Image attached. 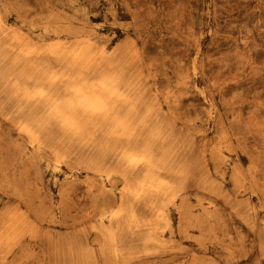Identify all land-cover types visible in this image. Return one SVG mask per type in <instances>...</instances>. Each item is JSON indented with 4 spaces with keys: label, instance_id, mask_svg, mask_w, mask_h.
I'll list each match as a JSON object with an SVG mask.
<instances>
[{
    "label": "rangeland",
    "instance_id": "374dc122",
    "mask_svg": "<svg viewBox=\"0 0 264 264\" xmlns=\"http://www.w3.org/2000/svg\"><path fill=\"white\" fill-rule=\"evenodd\" d=\"M109 81L151 166L108 119L69 126L70 88ZM162 163L184 178L156 217ZM74 240L86 264H264V0H0V264H76Z\"/></svg>",
    "mask_w": 264,
    "mask_h": 264
},
{
    "label": "bare ground",
    "instance_id": "6f19581e",
    "mask_svg": "<svg viewBox=\"0 0 264 264\" xmlns=\"http://www.w3.org/2000/svg\"><path fill=\"white\" fill-rule=\"evenodd\" d=\"M2 24V23H1ZM8 30V29H7ZM6 36V35H5ZM8 38V37H7ZM3 40V39H2ZM16 43V42H15ZM18 46V45H17ZM61 46V45H60ZM36 47V46H35ZM70 47V46H69ZM25 50V49H24ZM33 50V49H32ZM86 51V50H85ZM72 52L70 55H67L68 59L64 62L65 65L70 68L74 69L76 67L81 68L84 65L90 61L91 57L89 54H86V52ZM103 51V50H101ZM45 53V52H44ZM6 55V54H5ZM54 56V55H53ZM101 56V55H100ZM62 57V56H61ZM41 60V59H40ZM58 60V59H56ZM63 61V60H62ZM95 61V60H94ZM3 63V62H2ZM7 63V62H6ZM5 63V64H6ZM62 63V62H61ZM17 65V64H16ZM41 65V63H40ZM127 66V65H126ZM3 67V66H2ZM84 68V67H83ZM130 69V68H129ZM79 70V69H78ZM81 70V69H80ZM88 72V71H87ZM129 73V72H127ZM195 73V72H194ZM28 76V75H27ZM107 77V76H106ZM28 78V77H27ZM105 78V77H104ZM125 78V77H124ZM108 79V77H107ZM73 80V79H72ZM106 80V78L104 79ZM124 81V80H123ZM65 84V83H64ZM127 84V83H126ZM131 84V83H130ZM66 85V84H65ZM64 85V86H65ZM93 85V83L91 84ZM121 85V84H120ZM67 88V87H66ZM128 88V87H126ZM70 92H72L76 100L69 104H67V109L69 110H75L77 111L75 117H68V123L69 126L74 130L75 132H85L87 131L88 127L91 125L94 118L100 119H108L111 121V123L114 125L117 131H119L120 138H123L126 140L129 144L125 150V154L128 155V157L133 158L136 162L147 164L151 166L152 164V158L150 156L151 148L150 145L146 146L144 143H136L134 140L137 138L138 140V134L140 130H142L145 125L142 122V115H139L138 112L133 108L132 99L131 97L120 91L115 84L112 82H108L107 86H99V87H90L87 88L85 86L78 87L75 86L73 88H70ZM21 95V94H20ZM69 95V93H68ZM19 97V96H18ZM145 102V101H144ZM34 103V102H33ZM59 103V102H57ZM14 104V103H13ZM143 104V103H142ZM138 105V103H137ZM142 107V106H141ZM32 111H34L32 109ZM61 111V110H60ZM59 111V112H60ZM31 112V111H30ZM58 112V113H59ZM37 113V112H36ZM64 114V113H63ZM62 115V114H61ZM66 115V114H65ZM30 116V115H29ZM28 116V117H29ZM33 116V115H32ZM31 116V117H32ZM149 116V115H148ZM23 117V116H22ZM24 119V118H23ZM149 119V118H148ZM149 124V123H148ZM152 125V124H151ZM149 126V125H148ZM147 126V127H148ZM153 126V125H152ZM46 127V126H45ZM44 127V128H45ZM55 128V127H54ZM59 129V128H58ZM145 131V130H143ZM27 134L31 137L34 136V134L30 131H26ZM62 132V131H61ZM142 132V131H141ZM25 133V132H24ZM26 134V133H25ZM42 134V133H41ZM65 135V134H64ZM105 136V135H103ZM116 137V136H115ZM142 137V136H141ZM73 138V137H72ZM117 138V137H116ZM157 138V137H156ZM147 139V138H146ZM155 140V139H154ZM60 141V139H59ZM104 142V141H103ZM148 142V141H147ZM154 142V141H153ZM164 142V141H163ZM81 143V142H80ZM33 144V143H32ZM126 144V143H125ZM163 144V143H162ZM169 145V144H168ZM167 146V145H166ZM86 147V146H85ZM89 147V146H88ZM70 149V148H69ZM93 149V148H92ZM96 150V149H95ZM74 152V151H73ZM154 152V151H153ZM167 154V153H166ZM165 154V155H166ZM92 155V154H91ZM90 155V156H91ZM80 156V155H79ZM57 157L56 163L59 165L61 162H63L61 159L63 158L61 154L57 153L55 155ZM154 158V157H153ZM170 158V157H169ZM163 159V158H162ZM167 159V158H166ZM87 160V159H85ZM154 160H156L154 158ZM153 160V161H154ZM165 160V159H164ZM169 160V159H168ZM183 161V160H182ZM181 161V162H182ZM160 163V162H159ZM174 164V162H173ZM181 164V163H180ZM157 169L161 175H163L164 178H154L151 179L146 185H147V194L148 197L152 199V209L153 212H156V217H161L162 209L160 208V200L167 197L168 195V189L170 190V183L167 181L168 175H173V177L178 178H184L183 171L180 168L174 167L171 163L166 164H158ZM87 171L91 172L93 175L101 177L103 176L105 179H109L110 175H106L103 172L97 170V169H91L89 167L85 168ZM182 176V177H181ZM102 179V178H101ZM126 179V178H125ZM128 180V179H127ZM135 184V183H134ZM139 190V189H138ZM130 191V190H129ZM122 193V192H121ZM123 194V193H122ZM136 194V193H135ZM125 195V194H124ZM131 198V197H130ZM148 199V198H147ZM156 199V201H155ZM158 199H160L158 201ZM122 201V197H121ZM150 202V201H149ZM118 209V208H117ZM123 209V208H122ZM122 213V212H121ZM155 214V213H154ZM103 220L109 221L110 217H113L115 213L110 212H102ZM120 215V214H119ZM101 216V215H100ZM99 218V217H98ZM20 222V221H19ZM97 222V221H96ZM14 223V222H13ZM101 223V222H99ZM24 224V223H23ZM96 224V223H95ZM102 225V224H101ZM13 226V225H12ZM11 226V227H12ZM15 226V225H14ZM20 226V225H19ZM22 226V225H21ZM94 226V225H93ZM16 227V226H15ZM105 227V226H103ZM99 228V227H97ZM92 228L94 235L101 234V227L99 229ZM149 228V227H148ZM6 229V226H5ZM4 229V230H5ZM9 229V228H7ZM105 229V228H104ZM150 229V228H149ZM148 229V230H149ZM3 230V231H4ZM2 231V230H1ZM14 231V230H13ZM12 231V232H13ZM103 231V230H102ZM106 231V229H105ZM108 231V230H107ZM11 232V229H10ZM21 232V230H20ZM111 233L110 231H108ZM154 230H150V234L153 233ZM9 233V231H8ZM17 233V232H16ZM15 233V234H16ZM104 233V232H103ZM102 233V235H103ZM13 234V233H12ZM108 233H106L107 235ZM18 235V234H17ZM112 235V234H110ZM10 236V235H9ZM12 236V235H11ZM15 236V235H14ZM19 236V235H18ZM108 236V235H107ZM6 239L8 237L5 236ZM11 238V237H9ZM105 238V237H104ZM111 239V237H108ZM148 242L154 241V238L152 234L147 236ZM145 239V238H144ZM12 240V239H11ZM114 240V239H113ZM71 241V240H70ZM111 241V240H110ZM5 242V241H4ZM113 242V241H112ZM147 242V239H146ZM18 243V242H17ZM121 243V242H120ZM4 244V243H3ZM10 244V243H9ZM8 245V244H7ZM112 245V244H111ZM115 245V244H114ZM1 246V245H0ZM5 246V245H4ZM15 245H13L14 247ZM81 244L79 241L74 240L72 241L71 245L68 247L65 254H63V258L65 262L70 263H76V264H84L86 261V258H88L86 255H84L83 251L81 250ZM116 247V246H115ZM12 248V247H11ZM15 248V247H14ZM10 249V248H9ZM8 250V249H7ZM101 251V250H100ZM112 251V250H111ZM115 251V250H114ZM5 252V251H4ZM3 252V253H4ZM113 252V251H112ZM116 252V251H115ZM8 252H6L7 254ZM117 256V255H116ZM5 257V256H4ZM86 264V263H85Z\"/></svg>",
    "mask_w": 264,
    "mask_h": 264
}]
</instances>
